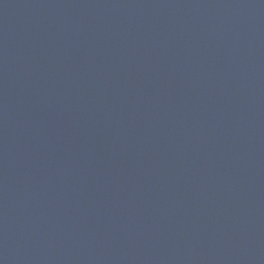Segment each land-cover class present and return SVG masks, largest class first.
Masks as SVG:
<instances>
[{"label":"water","instance_id":"95a60500","mask_svg":"<svg viewBox=\"0 0 264 264\" xmlns=\"http://www.w3.org/2000/svg\"><path fill=\"white\" fill-rule=\"evenodd\" d=\"M0 264H264V0H0Z\"/></svg>","mask_w":264,"mask_h":264}]
</instances>
